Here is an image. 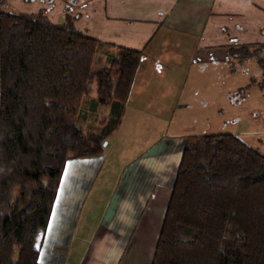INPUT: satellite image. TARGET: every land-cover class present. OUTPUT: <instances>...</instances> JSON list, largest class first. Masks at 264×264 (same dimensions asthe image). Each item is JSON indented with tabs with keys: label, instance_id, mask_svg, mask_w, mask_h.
<instances>
[{
	"label": "trees",
	"instance_id": "16d2710c",
	"mask_svg": "<svg viewBox=\"0 0 264 264\" xmlns=\"http://www.w3.org/2000/svg\"><path fill=\"white\" fill-rule=\"evenodd\" d=\"M73 21L52 23L42 9L11 11L0 0V264H40L36 232L58 175L66 160L102 153L140 57ZM260 48L231 45L227 55L262 66ZM93 83L92 108L107 112L86 135L77 119ZM149 264H264V155L228 132L188 138Z\"/></svg>",
	"mask_w": 264,
	"mask_h": 264
},
{
	"label": "crops",
	"instance_id": "0c3cea01",
	"mask_svg": "<svg viewBox=\"0 0 264 264\" xmlns=\"http://www.w3.org/2000/svg\"><path fill=\"white\" fill-rule=\"evenodd\" d=\"M7 9H42L52 23L74 16L73 25L82 34L140 51L112 134L131 122L133 131L151 135L113 177L104 173L109 164L105 145L100 155L65 161L38 241V262L149 264L188 140L183 134L166 133L168 115L179 104L184 106L178 100L190 80L199 81L201 68L230 59L228 46L254 44L263 49L264 0H7ZM93 102L94 97L87 105ZM143 117H150V125L141 123Z\"/></svg>",
	"mask_w": 264,
	"mask_h": 264
},
{
	"label": "rangeland",
	"instance_id": "374dc122",
	"mask_svg": "<svg viewBox=\"0 0 264 264\" xmlns=\"http://www.w3.org/2000/svg\"><path fill=\"white\" fill-rule=\"evenodd\" d=\"M259 56L262 66L256 58L239 61L230 57L226 61L201 68L203 73L199 81L194 83V80H190V88L178 100L184 106L179 104L168 115L166 133L194 138L204 133L228 132L264 155V47ZM94 88L93 83L91 93L85 97L83 112L77 119V123L85 127L86 135L97 133L94 121L107 112L104 105L94 108L87 105L89 99L95 97ZM149 120L150 117H143L141 123L148 126ZM130 123H124L122 129L109 134L103 142L109 161L104 173H110L111 177L115 169L130 158L128 155H133L134 151L145 146L151 136L143 137L142 133L133 131L130 127L133 124ZM43 230H37L36 236H41Z\"/></svg>",
	"mask_w": 264,
	"mask_h": 264
}]
</instances>
